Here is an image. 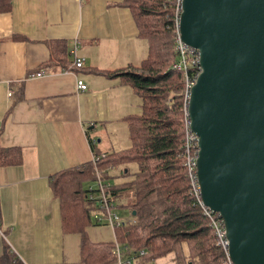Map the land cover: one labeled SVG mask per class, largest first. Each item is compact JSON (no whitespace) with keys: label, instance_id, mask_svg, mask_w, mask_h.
Wrapping results in <instances>:
<instances>
[{"label":"crops","instance_id":"0c3cea01","mask_svg":"<svg viewBox=\"0 0 264 264\" xmlns=\"http://www.w3.org/2000/svg\"><path fill=\"white\" fill-rule=\"evenodd\" d=\"M120 2L11 0L0 13V147H17L21 155L20 163L0 166V253L6 241L23 264H85L80 235L61 229L49 176L91 161L93 144L101 152L128 147L123 117L139 111V99L118 78L98 72L146 55V41ZM54 38L70 49L76 43L83 66H40L49 57L46 41ZM41 69L44 74L25 76ZM77 79L86 90L76 88ZM107 227L89 225V240H114ZM174 258L170 252L131 264H176Z\"/></svg>","mask_w":264,"mask_h":264},{"label":"trees","instance_id":"16d2710c","mask_svg":"<svg viewBox=\"0 0 264 264\" xmlns=\"http://www.w3.org/2000/svg\"><path fill=\"white\" fill-rule=\"evenodd\" d=\"M10 4L11 0H0V13L9 11ZM117 4L128 9L137 35L146 41V55L136 64L98 72L128 86L138 97L140 109L123 117L129 138L127 148L105 152L106 156L96 164L89 161L49 176L50 188L59 200L61 229L80 235L85 264L116 262L114 240L91 242L88 238L86 228L99 223L95 224L89 214L96 205L87 196L89 188L82 185L87 180L96 181L95 171L100 172L102 179L111 180L110 171L117 166H123L121 173L129 175L127 166L135 163L129 181L106 189L113 202L126 188L131 187L134 192V201L128 205L134 213L133 220L115 229L123 255H137L139 262H147L172 252L176 264H223L224 254L215 244L208 219L187 191L182 165L184 74L183 70L172 68L176 61L172 50L175 1L121 0ZM46 44L49 57L40 66L46 69V65L56 64L63 70L78 69L72 66L66 40L54 38ZM30 74L27 71L25 76ZM16 90L20 92L19 88ZM21 96L22 93L17 95ZM92 150L94 155L101 152L94 144ZM20 159L17 147H0V166L18 164ZM2 246L0 264H23L6 241ZM139 250L144 253L138 255Z\"/></svg>","mask_w":264,"mask_h":264},{"label":"water","instance_id":"95a60500","mask_svg":"<svg viewBox=\"0 0 264 264\" xmlns=\"http://www.w3.org/2000/svg\"><path fill=\"white\" fill-rule=\"evenodd\" d=\"M180 6L179 38L200 67L185 106L200 199L223 221L230 262L264 264V0Z\"/></svg>","mask_w":264,"mask_h":264},{"label":"built area","instance_id":"2783aa9c","mask_svg":"<svg viewBox=\"0 0 264 264\" xmlns=\"http://www.w3.org/2000/svg\"><path fill=\"white\" fill-rule=\"evenodd\" d=\"M175 1V12L174 14V24H175V35L173 39L172 50L176 56V61L172 63V68L183 70L184 74V101L186 106L187 97L189 94V89L195 82L197 75L200 72V67L198 65V52L195 48L185 44L179 38V33L177 29L178 17L180 13V3L181 0ZM77 44L75 43L70 49L72 60V66L75 68H80L83 66L84 60L83 57L76 55ZM44 74L42 71H37L30 74L29 76H38ZM76 85L79 90H86L87 85L84 83V80L77 79ZM12 91L9 90L8 94L11 95ZM186 111V107L183 111L184 113V135L183 141L181 144V156H182V165L185 168V175L188 182V193L193 197L194 202L200 207L202 214L208 219V225L211 228L215 244L218 246L223 254L224 261L223 264H232L228 258L227 249H228V240L225 235V229L223 221L218 212L210 210L208 207L204 206L200 199L199 194V185L196 176V157H197V136L189 128V119ZM106 156L105 152H100L99 155H92L91 162L96 164L100 157ZM96 172V181H94L92 186H88L89 192L87 194L88 198L95 201L96 210L93 211L92 218L96 223H103L109 226L112 229L114 235V247L112 252L116 256V264H131L133 258H136L137 255H123L122 247L119 241L116 238L115 229L117 227L123 226V222L118 213L115 211V206L113 200H111L110 195L107 193L106 189L112 186L111 180L102 179L100 172ZM96 189V192L93 191ZM0 234L3 235L2 230L0 229ZM142 250H139L138 255L143 254Z\"/></svg>","mask_w":264,"mask_h":264},{"label":"rangeland","instance_id":"374dc122","mask_svg":"<svg viewBox=\"0 0 264 264\" xmlns=\"http://www.w3.org/2000/svg\"><path fill=\"white\" fill-rule=\"evenodd\" d=\"M123 167V166H122ZM121 166H117L116 168L112 169L110 171L111 173V182L112 184H116V183H122V182H126L129 181V179H131L132 174L134 172V170L136 169V165L135 163H129V165L127 166L128 171H130L129 175L128 174H122L120 170H124L125 168H122ZM93 183L91 181H86L83 182V187L84 188H88V186H92ZM134 192L133 190L130 188H126L122 194L116 196L114 198V202H115V211L116 213H118V216L120 217V219L127 223V222H131L134 218L133 213H131V209L128 207V205L130 203H132L134 201ZM91 215L92 211H90ZM105 225V224H104ZM108 226V225H107ZM109 227V226H108ZM104 228V230H110V239H113V233L111 232V228Z\"/></svg>","mask_w":264,"mask_h":264}]
</instances>
